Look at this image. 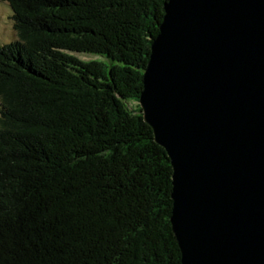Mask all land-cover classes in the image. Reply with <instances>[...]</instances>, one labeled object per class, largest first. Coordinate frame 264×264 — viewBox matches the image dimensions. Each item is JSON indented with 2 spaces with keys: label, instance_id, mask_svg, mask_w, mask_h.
<instances>
[{
  "label": "trees",
  "instance_id": "trees-1",
  "mask_svg": "<svg viewBox=\"0 0 264 264\" xmlns=\"http://www.w3.org/2000/svg\"><path fill=\"white\" fill-rule=\"evenodd\" d=\"M0 1V264H182L138 104L166 0Z\"/></svg>",
  "mask_w": 264,
  "mask_h": 264
},
{
  "label": "water",
  "instance_id": "water-1",
  "mask_svg": "<svg viewBox=\"0 0 264 264\" xmlns=\"http://www.w3.org/2000/svg\"><path fill=\"white\" fill-rule=\"evenodd\" d=\"M138 104L182 264H264V0H166Z\"/></svg>",
  "mask_w": 264,
  "mask_h": 264
},
{
  "label": "rangeland",
  "instance_id": "rangeland-1",
  "mask_svg": "<svg viewBox=\"0 0 264 264\" xmlns=\"http://www.w3.org/2000/svg\"><path fill=\"white\" fill-rule=\"evenodd\" d=\"M11 10L8 4L0 1V44H3L15 37L11 19ZM82 59L93 58V55L77 54Z\"/></svg>",
  "mask_w": 264,
  "mask_h": 264
}]
</instances>
